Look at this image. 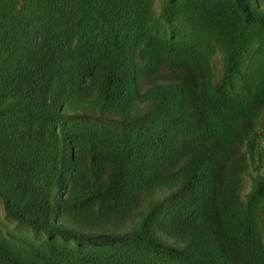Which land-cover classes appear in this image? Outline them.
<instances>
[{"label":"trees","instance_id":"obj_1","mask_svg":"<svg viewBox=\"0 0 264 264\" xmlns=\"http://www.w3.org/2000/svg\"><path fill=\"white\" fill-rule=\"evenodd\" d=\"M264 0H0V264H264Z\"/></svg>","mask_w":264,"mask_h":264},{"label":"rangeland","instance_id":"obj_2","mask_svg":"<svg viewBox=\"0 0 264 264\" xmlns=\"http://www.w3.org/2000/svg\"><path fill=\"white\" fill-rule=\"evenodd\" d=\"M263 117H264V112H263Z\"/></svg>","mask_w":264,"mask_h":264}]
</instances>
